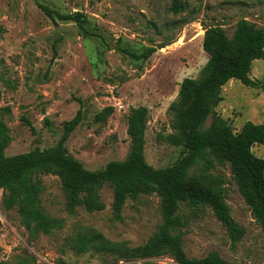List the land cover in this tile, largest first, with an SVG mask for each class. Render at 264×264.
Masks as SVG:
<instances>
[{"label": "rangeland", "instance_id": "rangeland-1", "mask_svg": "<svg viewBox=\"0 0 264 264\" xmlns=\"http://www.w3.org/2000/svg\"><path fill=\"white\" fill-rule=\"evenodd\" d=\"M187 12L169 11L171 0H0V123L11 143L7 156L51 148L61 139L64 124L77 112L83 122L67 142L68 152L89 171L103 170L113 161H124L130 151L128 116L132 108L150 110L145 157L156 169L175 164L180 149L170 142L177 133L171 104L186 78H198L208 61L203 50L205 28L220 26L232 36L240 20L264 28V0H182ZM61 14L81 12L84 29L71 21L51 20L39 7ZM193 17L194 22L186 24ZM172 39L149 60L132 58L122 50L140 54ZM251 77L264 82V60L252 64ZM215 112L240 131L252 121L264 123V90L231 80L222 89ZM107 108L104 122L95 117ZM24 118L31 122L25 123ZM211 117L206 122L208 128ZM264 159V145H255ZM193 168L191 174L198 173ZM210 174L225 181L226 202L246 237L233 248L226 229L209 207L182 205L180 215L184 248L189 258L212 252L229 264H264V233L240 195L229 166L217 165ZM41 205L65 227L52 235L33 238L17 209L3 205L0 189V264H178L170 256L116 262L90 250L78 253L70 239L92 229L112 243L141 246L163 224L157 194L129 200L122 221L114 219L113 192L101 190L106 209L89 213L66 211L62 184L54 175H41Z\"/></svg>", "mask_w": 264, "mask_h": 264}, {"label": "trees", "instance_id": "trees-1", "mask_svg": "<svg viewBox=\"0 0 264 264\" xmlns=\"http://www.w3.org/2000/svg\"><path fill=\"white\" fill-rule=\"evenodd\" d=\"M100 1V0H98ZM40 9L55 23L71 21L84 29L86 16L81 12L61 14L39 4ZM182 0H171L169 11L175 15L187 12ZM191 17L186 24L194 22ZM172 39L140 54L122 50L132 58L147 61ZM203 50L208 61L198 78H186L180 84L178 98L171 104L177 133L170 136L173 146L180 149V158L172 166L156 169L145 157L146 133L150 110L132 108L128 116L130 151L124 161L110 162L98 171L87 170L71 156L67 142L83 122V112L64 124L61 139L51 148L34 149L28 153L7 156L11 143L6 125L0 123V189L6 209H17L22 222L33 238L52 235L64 229V220L51 217L41 205L43 186L41 175L59 178L66 197V211L74 215L78 208L89 213L102 212L106 205L101 190L108 186L113 192L114 219L122 221V211L129 200L138 201L142 195L157 194L161 199L163 224L160 231L145 244L130 247L112 243L98 231L78 232L69 241L74 250L84 254L90 250L114 261L132 262L170 256L178 264H229L218 252L195 259L184 248L180 215L182 205L193 208L209 207L226 229L233 248L246 237V229L232 216L226 202L225 181L210 174L217 165L229 166L251 215L264 233V159L255 155V145H264V123L246 122L235 131L215 112L222 101V89L231 80L244 86L264 90V82L251 77L252 64L264 60V28L240 20L230 37L220 26L205 28ZM3 77L0 74V84ZM107 108L95 117L104 122L112 113ZM211 117L210 126L206 127ZM26 124L31 122L24 118ZM193 168L198 173L190 175Z\"/></svg>", "mask_w": 264, "mask_h": 264}]
</instances>
